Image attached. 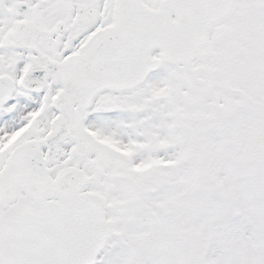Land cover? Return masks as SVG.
I'll list each match as a JSON object with an SVG mask.
<instances>
[{"label":"snow or ice","instance_id":"obj_1","mask_svg":"<svg viewBox=\"0 0 264 264\" xmlns=\"http://www.w3.org/2000/svg\"><path fill=\"white\" fill-rule=\"evenodd\" d=\"M0 264H264V0H0Z\"/></svg>","mask_w":264,"mask_h":264}]
</instances>
